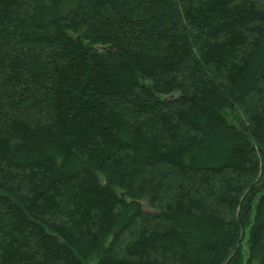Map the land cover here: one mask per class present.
I'll return each mask as SVG.
<instances>
[{
  "label": "trees",
  "instance_id": "1",
  "mask_svg": "<svg viewBox=\"0 0 264 264\" xmlns=\"http://www.w3.org/2000/svg\"><path fill=\"white\" fill-rule=\"evenodd\" d=\"M253 263L264 0H0V264Z\"/></svg>",
  "mask_w": 264,
  "mask_h": 264
},
{
  "label": "rangeland",
  "instance_id": "2",
  "mask_svg": "<svg viewBox=\"0 0 264 264\" xmlns=\"http://www.w3.org/2000/svg\"><path fill=\"white\" fill-rule=\"evenodd\" d=\"M142 210L146 213H153V209L151 208L148 199L143 198L141 201ZM245 255V253H244ZM254 264V263H253Z\"/></svg>",
  "mask_w": 264,
  "mask_h": 264
}]
</instances>
